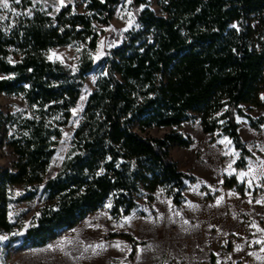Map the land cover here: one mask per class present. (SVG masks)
I'll return each instance as SVG.
<instances>
[{
	"label": "trees",
	"instance_id": "obj_1",
	"mask_svg": "<svg viewBox=\"0 0 264 264\" xmlns=\"http://www.w3.org/2000/svg\"><path fill=\"white\" fill-rule=\"evenodd\" d=\"M123 1L74 0L54 12L31 0L0 7V93L24 103L0 110V146L15 156L0 169V237L8 235L0 240L1 260L14 242L44 246L103 208L111 217H125L157 190L180 206L185 181H195L170 155L171 146L193 143L177 131L185 122L198 121L204 134L228 137L238 151L234 167L247 166L251 153L237 117L255 130L264 120L247 112L264 109V0H158V12L147 0H131L138 7L136 26L94 61L97 25H109ZM61 46L80 47L75 67L48 57ZM98 66L103 71L82 99L88 74ZM81 102L61 168L46 178ZM162 127L172 129L161 137L149 133ZM17 186L22 192L16 200L42 202L20 235L9 217ZM223 186L244 192L235 176ZM109 236L129 239V261L136 258L139 243L130 235Z\"/></svg>",
	"mask_w": 264,
	"mask_h": 264
},
{
	"label": "rangeland",
	"instance_id": "obj_2",
	"mask_svg": "<svg viewBox=\"0 0 264 264\" xmlns=\"http://www.w3.org/2000/svg\"><path fill=\"white\" fill-rule=\"evenodd\" d=\"M16 1V0H15ZM34 3L48 5L51 11H57L64 3L74 0H31ZM148 6L158 12V0H147ZM3 0H0L2 4ZM9 3V0H7ZM78 3V1H77ZM2 8V6H0ZM142 6L140 7V9ZM138 7L131 3V0H124L115 9L113 18L109 25H97L99 38L97 47L91 52V57L94 61H98L108 51L123 39V34L126 30L136 26V16ZM80 47L78 46H61L50 50L48 57L52 60L61 61L71 67L78 64ZM102 66L94 68L89 74L86 81V89L83 94L84 99L88 90L93 88L96 77L102 72ZM24 103L19 96H6L0 93V110L7 112L13 111L16 108H23ZM248 107V106H247ZM82 109V102L73 109V118L63 131L62 137L56 148V152L52 157L46 178L55 176L60 168L64 156L69 149L73 130L78 124ZM247 112L254 118L263 117L264 109L250 108ZM171 127L155 128L150 130L153 136L161 137L169 132ZM264 130V120L260 126V131ZM177 131L189 135L194 140L193 146L189 149L196 148L193 155L195 161L204 156L201 166L205 169L206 166H211L213 161L220 160L226 162L234 157L232 143L226 136H218L214 134H204L198 121H190L181 124L177 127ZM240 136L243 139L246 136V131L243 126L240 127ZM264 135V132H263ZM254 141L249 142L246 147L249 149L251 156L247 158L250 165L262 162L264 160L263 147L258 146ZM215 146V152L221 151L223 155L216 157L208 155L203 146ZM192 151V150H191ZM170 155L176 162L180 171L191 173V165L188 163L187 154H183L182 147L171 146ZM15 159L11 149L6 145L0 146V169L9 167ZM234 159V158H233ZM195 165L193 170H197ZM186 191H190V181L185 182ZM256 189V188H255ZM237 192L236 190H233ZM22 192L21 187H13V201L10 204L9 217L15 224L14 234H21L23 230L30 224L34 215L42 205L40 199L35 198L29 201H18L15 198ZM205 192V191H203ZM209 195V198H207ZM215 196V191L208 190L203 196L206 202H211ZM167 197L161 190H157L152 194V198L141 197L138 200V207L129 215L120 218H114L103 209L87 215L72 229L62 230L57 238L50 241L41 247H21L18 241L14 242L13 248L9 256L5 260H1L0 264H187L182 258L174 259L169 252L164 248L169 241H173L178 249L183 248L184 244L191 240H198L200 248H196V255L206 253L210 249V241L212 238L200 237L193 231L180 229L175 223H167L158 218V212L154 210L155 203L165 206ZM239 202L237 198L231 202ZM237 202V203H238ZM236 203V204H237ZM240 203L236 205L237 211H241ZM175 208H179L175 206ZM173 206V209H175ZM168 214H166V217ZM152 220L153 223L149 222ZM245 220L255 222L259 229L264 231V226L260 220L247 216ZM263 219V218H262ZM261 219V220H262ZM148 221V222H147ZM264 223V222H263ZM157 228V231H154ZM107 233V235H105ZM111 233L123 234L127 233L136 242H139L136 258L130 262L131 244L129 239L124 237L112 238ZM216 233V230H215ZM1 237H7V234ZM224 237L223 242L220 239L221 251L227 255L230 249V240ZM220 237H215V243ZM5 240V239H3ZM143 244H142V243ZM127 246V249H124ZM233 246V245H232ZM253 249L258 250L259 240L253 241ZM194 264H204L201 260H196Z\"/></svg>",
	"mask_w": 264,
	"mask_h": 264
},
{
	"label": "crops",
	"instance_id": "obj_3",
	"mask_svg": "<svg viewBox=\"0 0 264 264\" xmlns=\"http://www.w3.org/2000/svg\"><path fill=\"white\" fill-rule=\"evenodd\" d=\"M237 121L239 132L241 126L247 132L242 139L245 144L248 145L249 142L255 140L254 144L261 145L264 151V130L253 129L247 119L243 117H237ZM193 144L194 140L191 146ZM189 147H182V151L184 155L187 154L188 163L191 165L190 174L195 177V181L190 182V191H186L187 188L183 191L184 200L179 208H175L171 199L167 197L165 206L155 203L153 209L158 212V218L162 221L175 223L180 229L193 231L200 237L209 238L211 236L210 249L206 253L202 252L196 255V248H200L199 244L201 243L195 239L187 242L186 245L184 244L181 249H178L171 240L164 248L174 259L182 258L186 260L187 264H194L197 259L204 264H211V255L213 256L212 264H264V231L260 230L255 222L244 219L247 216L250 219L253 217L260 220L264 226V160L253 165L247 161L245 169L237 170L234 167V162L238 157V151L231 148L234 152V159L232 158L226 164L220 160H215L211 166H206L204 169L201 166L204 156L201 155L199 160L195 161L193 153L196 148H192L191 151ZM203 148L214 159L215 153L216 157L223 155L221 151L215 152V146L207 144ZM195 165H197V170H193ZM229 176H235L239 183L244 184L243 194L236 190L238 203L228 199L229 194L235 190L234 187L226 188L223 186L225 178ZM203 187L215 191V196L211 202H204ZM236 203H240L241 211H237ZM166 214H168L167 217ZM149 222L153 223L151 219ZM157 230L156 228L154 231ZM226 236L231 239L229 244L231 247L227 252L228 254L224 255L219 243L220 239L223 242ZM215 237H220L216 243ZM257 239L259 240V248L255 250L252 248L253 241Z\"/></svg>",
	"mask_w": 264,
	"mask_h": 264
},
{
	"label": "built area",
	"instance_id": "obj_4",
	"mask_svg": "<svg viewBox=\"0 0 264 264\" xmlns=\"http://www.w3.org/2000/svg\"><path fill=\"white\" fill-rule=\"evenodd\" d=\"M237 195H238L237 192L232 191V192L229 194V196H228L229 201L234 200V199L236 198ZM239 207H241V206L239 205ZM103 210H104V211H107L106 208H103ZM105 235H107V233H105ZM124 249L128 250V249H127V246H124Z\"/></svg>",
	"mask_w": 264,
	"mask_h": 264
},
{
	"label": "snow or ice",
	"instance_id": "obj_5",
	"mask_svg": "<svg viewBox=\"0 0 264 264\" xmlns=\"http://www.w3.org/2000/svg\"><path fill=\"white\" fill-rule=\"evenodd\" d=\"M16 2H19V0H16ZM3 8H8L9 5L7 3V0H3L2 4H0ZM51 58V57H50ZM7 239V237H0V240Z\"/></svg>",
	"mask_w": 264,
	"mask_h": 264
}]
</instances>
